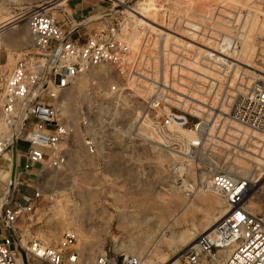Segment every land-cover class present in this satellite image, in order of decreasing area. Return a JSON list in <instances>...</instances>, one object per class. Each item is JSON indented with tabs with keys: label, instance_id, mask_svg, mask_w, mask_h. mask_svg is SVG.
Segmentation results:
<instances>
[{
	"label": "rangeland",
	"instance_id": "rangeland-1",
	"mask_svg": "<svg viewBox=\"0 0 264 264\" xmlns=\"http://www.w3.org/2000/svg\"><path fill=\"white\" fill-rule=\"evenodd\" d=\"M139 3L152 4L151 18L156 23L148 21L146 24L139 15L128 10ZM40 5L56 20L65 15L66 0H0V23H3L0 53L5 57L0 62V103L4 80L16 58L38 52L21 12L25 7ZM97 18V21L123 20L127 39L145 60L149 71L144 74L150 79L141 77L136 84L124 81L111 69L100 71L106 77L100 81L102 87L116 83L119 88V93H95L100 100L104 96L109 98L107 106L94 113L97 124L103 123L98 118L104 115L100 139L106 144L107 152L90 155L80 146L65 167L43 169L39 180L45 192L51 193L29 214L20 232L54 244L65 228L73 227L79 235L75 247L83 262L91 261L103 250L118 254L125 250L141 264L149 263L150 259L151 262L161 260L163 256L178 257L186 247L190 231L193 229L191 233L195 236L201 232L206 211L227 207L221 196L200 184V181L206 182L215 169L253 184L247 195L253 200L246 197L245 204L250 212L264 219V155L261 153L264 150L258 147L260 142L252 135L257 133L264 137V134L232 121L228 115L234 97L245 89V84L238 83V71H234L233 66L241 65L245 69L248 75L243 76L245 81L264 76V29L262 32L256 29L258 24L264 25V0H106ZM187 24L196 25V31L187 34L186 30L190 31ZM211 31L218 34L219 40L208 49L200 44L198 37L212 38ZM236 32L246 34L249 51L245 58H238L235 53L242 46L240 36L237 43H229L226 50L218 46L225 36L234 40L229 35ZM169 34L181 39L176 43L182 42L183 51L171 41ZM163 48H166L164 54ZM182 54L179 60L183 65L179 71L175 65ZM163 72L169 81V87L162 91L166 101L191 112L193 105L204 108L201 115H197L204 127V145L195 155L161 151L154 141L157 137L148 130L149 125H138L142 98L146 100L154 94L156 84L162 82ZM211 78L219 81L217 90L208 88ZM151 82L150 93L144 94L141 86H149ZM184 85L190 86L198 100L177 91ZM182 96L187 102L183 100L179 104L176 99L182 100ZM0 122L1 137L6 128L1 117ZM234 125L249 133L241 135ZM25 147L26 143H18L20 150ZM186 149L185 146L184 152ZM11 166L12 157L8 152L0 159V206ZM31 190L32 187L26 186L21 191ZM48 230L54 232V236L46 240Z\"/></svg>",
	"mask_w": 264,
	"mask_h": 264
},
{
	"label": "built area",
	"instance_id": "built-area-1",
	"mask_svg": "<svg viewBox=\"0 0 264 264\" xmlns=\"http://www.w3.org/2000/svg\"><path fill=\"white\" fill-rule=\"evenodd\" d=\"M41 7L29 6L21 12L38 52L16 58L2 88L0 117L6 131L0 137V157L10 152L12 168L0 206V264H140L132 254L106 250L83 262L73 227L65 228L54 244L20 232L29 214L51 193L39 180L43 169L65 167L80 146L90 155L107 152L100 139L104 115L98 118L103 123L97 124L94 113L107 106L109 98L100 100L95 93H119V88L116 83L102 87L100 81L106 77L92 75V70L111 69L136 84L141 77L150 79L144 74L149 71L145 60L127 39L123 20L101 19L85 38H71V30ZM233 70L245 89L234 97L228 115L264 134V76L246 85L245 69L238 65ZM162 91L142 98L138 125L143 127L144 119H150L148 130L157 137L154 141L161 151L195 155L204 145L200 118L170 104ZM176 101L183 103V99ZM183 128L193 129L195 136L185 138ZM19 142L26 147L20 150ZM200 184L225 200L228 213L209 232L198 234L195 243L170 264H264V219L246 207L247 179L215 169ZM26 186L32 187L31 192L21 191Z\"/></svg>",
	"mask_w": 264,
	"mask_h": 264
},
{
	"label": "bare ground",
	"instance_id": "bare-ground-1",
	"mask_svg": "<svg viewBox=\"0 0 264 264\" xmlns=\"http://www.w3.org/2000/svg\"><path fill=\"white\" fill-rule=\"evenodd\" d=\"M40 9V8H39ZM128 10L131 12V13H135V14H137V15H139L141 18V20L143 21V22H145L146 24L148 23V21L149 22H152V23H156V21L154 20V18L152 19L151 18V11L153 10V6H152V4H150V3H146V4H142V3H139V4H136L134 7H128ZM246 19V18H245ZM247 20V19H246ZM245 20V21H246ZM3 25V23H0V26H2ZM188 25V24H187ZM221 27H224L225 28V26H223L224 24L223 23H221ZM187 27V26H186ZM188 27H190L189 29H190V31L187 29L186 30V33L187 34H192L193 33V31L192 30H194V31H196V29H197V26L196 25H194V24H189L188 25ZM255 27V26H254ZM214 28L216 29V26H214ZM213 29V28H212ZM214 29V30H215ZM256 29H258V31L259 32H262L263 31V29H264V25H263V23H261V24H258L257 26H256ZM210 33H212L213 34V36H212V38H206V37H204V36H202V35H200V37H198V38H200V44L201 45H203L204 47H206V48H208V49H212V47L213 46H215V45H217L218 44V42L216 41V39H218L219 40V38H218V34L217 33H215L214 31H211ZM166 34H168V33H166ZM170 35V37H171V41L175 44L180 38L178 37V36H174V35H171V34H169ZM211 36V35H210ZM229 36H231V37H233L234 38V40H231L230 38H228V36H225V37H223L222 39H221V42H220V44L218 45L219 46V48L221 49V50H226V48H227V45L230 43V42H233V41H235L236 42V40L238 39V37L240 36V37H242V39H241V48L239 49V50H237V51H235V53H236V56L238 57V58H245L246 57V55H247V52L249 51L248 49V47L246 46V34L244 33V34H239V32L237 33H234V34H231V35H229ZM181 40V39H180ZM176 45L178 46V49L179 50H184L185 48H184V45L182 44V42L181 43H176ZM187 45H190V44H187ZM164 51H166V48L164 49L163 48V54H164ZM220 52V51H219ZM205 53L207 54V55H210V56H213V54L209 51H205ZM177 54L179 55V53L177 52ZM184 55L182 54V56L180 57H178V59H177V62H176V65H175V67H178L179 68V71H181L182 70V62H181V60H179V59H181L182 57H183ZM218 57H220V56H218ZM236 57V58H237ZM207 58V57H206ZM208 58H209V56H208ZM215 58V57H214ZM217 58V57H216ZM217 59H220V58H217ZM179 61H180V63H179ZM163 62H164V60H163ZM179 66H178V65ZM104 70H106V68H96V69H94V70H92V73H94V75H100V74H103L102 72H100V71H104ZM173 70H174V67H173ZM106 71H108V70H106ZM106 71H105V73H106ZM226 71L228 72V70L226 69ZM225 71V72H226ZM108 73V72H107ZM164 74H166V73H164L163 72V79H162V82H158V84H156V91H162V90H165L167 87H169L168 85H169V81L167 82L166 81V79H167V77L166 76H164ZM168 79H170V78H168ZM171 81H172V84H173V79H171ZM153 82H154V80H153ZM153 82H151L152 84H149V86H146L148 89H146V93H144V94H147V93H150V90L152 89V87H153ZM249 82H250V79H247L246 80V85L247 84H249ZM218 83H219V81L217 80V79H215V78H211V80L208 82V88L209 89H213V88H216V90L219 88V85H218ZM168 84V85H167ZM158 85H160V87H158ZM171 85V84H170ZM173 86H175V84H173ZM185 87H181V86H179V88H182L181 90L177 87V89H179V90H177L178 92H180L181 94H183V95H185V96H187V97H189V98H191V99H194V100H198V98L196 97V94L191 90V88H190V86H187V85H184ZM187 86V87H186ZM154 90V91H155ZM140 92V91H139ZM143 93V92H142ZM143 94V95H144ZM183 100H186L185 102H187V99H184V98H182ZM193 108H194V111H192V112H195V114L196 115H201V113L203 112V106H192ZM206 109V108H205ZM207 110V109H206ZM191 112V111H190ZM144 124H147V125H150V119H148V118H145L144 119ZM235 127V129L236 130H238V131H242V134H244V133H249L248 132V130H242L241 128H240V126L239 125H234ZM5 127V126H4ZM1 129H2V123L0 122V131H1ZM236 130H232V131H234L236 134H238V131H236ZM4 132H5V130H4ZM3 132V133H4ZM136 134V133H135ZM182 134L186 137V138H188V139H192L193 137H194V131H193V129H189V128H183L182 129ZM137 135V134H136ZM245 135V134H244ZM252 135H254L258 140H259V148H262V151L264 150V137L263 136H260L259 134H257V133H253ZM264 152V151H263ZM263 152H261L263 155H264V153ZM114 153H116L117 154V151L115 152L114 151ZM261 154V155H262ZM3 155H5V154H3ZM260 155V157H262ZM264 157V156H263ZM3 158V157H2ZM8 158H9V156H8ZM0 159H1V157H0ZM9 162V161H8ZM75 162V161H74ZM70 164V163H69ZM73 164V162H71V165ZM11 168H12V166H11ZM11 168H10V171L8 172L9 174H6L7 175V177H8V179H9V177H10V175H11ZM243 168V167H242ZM248 169V168H247ZM242 170V169H241ZM240 170V171H241ZM239 172V171H238ZM247 173V172H246ZM245 174V173H244ZM251 178V177H250ZM251 180H252V178H251ZM182 181V180H181ZM249 181H250V179H249ZM183 182V181H182ZM251 182H254V181H251ZM183 184V183H182ZM181 184V185H182ZM185 184V183H184ZM247 186H248V189H247V192H246V196H245V198L247 197V195L249 194V191L252 189V186H253V184L252 183H249L248 184V181H247ZM185 188V187H184ZM247 199L248 200H253V197H247ZM253 202V201H252ZM250 203V202H249ZM254 203V202H253ZM215 207H216V205H214ZM224 206V205H223ZM227 206V205H226ZM220 207V206H219ZM213 208V207H212ZM207 212V214H205V217H204V222H202L201 221V225L200 224H198V225H200L199 227H200V230H201V232L200 233H206V232H209V230H211V228H213L218 222H220L221 220H223L224 218H225V216H226V214L228 213V206L227 207H225V208H220V209H217V210H213V211H211V212H208V211H206ZM205 213V212H204ZM204 216V215H203ZM191 231H193V229L191 230ZM191 231H190V234H189V236L187 237V242H186V247L187 246H189V245H192V244H194L195 243V238H196V234L194 235V233H191ZM199 233V234H200ZM54 234V232H51V231H49L48 230V232L45 234L46 235V240H48L49 238H53L52 236H54L53 235ZM198 235V234H197ZM185 236H187V235H185ZM185 236H183V237H185ZM45 238V237H44ZM186 241V240H185ZM184 242V241H183ZM90 252V251H89ZM88 254V253H87ZM120 254H128V252L127 251H123V252H121ZM90 255V254H89ZM154 256V255H153ZM156 257H158L157 255H156ZM155 258V257H154ZM159 258H161V257H159ZM150 259V258H149ZM145 261H148V259L147 260H145ZM177 261V256L176 257H167V256H163V258H161V260H158V258H157V260L155 259L154 261L152 260V262H151V259H150V261H149V263H147V264H170V263H172V262H176ZM141 264V263H140ZM143 264V263H142Z\"/></svg>",
	"mask_w": 264,
	"mask_h": 264
},
{
	"label": "crops",
	"instance_id": "crops-1",
	"mask_svg": "<svg viewBox=\"0 0 264 264\" xmlns=\"http://www.w3.org/2000/svg\"><path fill=\"white\" fill-rule=\"evenodd\" d=\"M105 3L106 0H66L65 18L57 21L64 29L71 30V38L77 35L85 38L97 24ZM4 59V54L0 53V62Z\"/></svg>",
	"mask_w": 264,
	"mask_h": 264
}]
</instances>
